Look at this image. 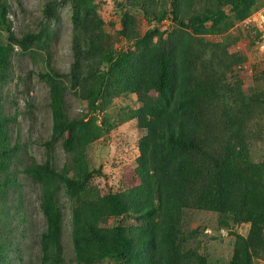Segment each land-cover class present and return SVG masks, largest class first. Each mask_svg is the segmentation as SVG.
Listing matches in <instances>:
<instances>
[{
	"label": "trees",
	"instance_id": "16d2710c",
	"mask_svg": "<svg viewBox=\"0 0 264 264\" xmlns=\"http://www.w3.org/2000/svg\"><path fill=\"white\" fill-rule=\"evenodd\" d=\"M256 1L218 0L215 12L200 16L193 10L197 0H122L118 4L121 27L111 23L106 29L94 0H42L39 30L17 37L8 1L0 0V209L7 206L9 190L19 186L16 174L22 164L21 147L11 143L9 130L17 113L3 114L1 94L10 79L14 51L33 55L47 50L60 7L68 4L70 8L68 72L50 68L39 75L48 87L51 113L50 137L39 145L45 158H30L21 170L40 188L45 225L39 236L41 264L65 260L62 197L71 208L73 264L204 262L197 249L182 250L189 235L185 234V212L230 216L236 191L226 169L228 152L241 147L248 136L237 113L228 115L223 105L226 94L216 70L221 62L214 54L215 49L222 50L220 43L206 44L190 32L206 23L217 26L227 18L225 6L230 20L244 21ZM142 10L153 27L140 35L136 14ZM168 18L185 31L164 38L156 25ZM118 38L125 48L113 47ZM67 92L85 103L87 111L79 117L67 114ZM129 96H135L139 106L118 113L113 121H135L143 131L137 142V182L121 192L101 189L92 182L100 172L89 168L86 153L117 124L107 114L98 119L95 112H104L114 98ZM58 144L65 155L60 170L49 157ZM125 218L134 224L122 225ZM197 225L190 236L200 235ZM223 225L220 219L219 226ZM252 235L237 236L229 264H252L248 250V244L255 241ZM4 249L0 237V259Z\"/></svg>",
	"mask_w": 264,
	"mask_h": 264
},
{
	"label": "rangeland",
	"instance_id": "374dc122",
	"mask_svg": "<svg viewBox=\"0 0 264 264\" xmlns=\"http://www.w3.org/2000/svg\"><path fill=\"white\" fill-rule=\"evenodd\" d=\"M7 1L12 30L17 37L39 30L42 0ZM121 1L94 0L106 29L111 27V23L117 29L121 27L118 5ZM217 6L218 0H197L194 14L202 16L213 13ZM228 9V6L224 7L227 18L222 19L217 26L206 23L190 34L206 44L220 43L222 50L215 49L214 54L219 56L221 62L216 70L222 78V88L226 94L223 105L228 115L237 113V119L247 130L245 135L248 137L241 147L228 152L226 169L236 191L233 212L228 218H223L215 213L186 211L184 226L187 228L185 234L189 235L182 250L197 249L204 262L193 264H229L237 236L247 239L253 234L255 241L253 245L248 244L251 263L264 264V21H252L253 18L257 20L258 14L264 17V0L256 1L254 10L247 17L251 20L249 22L247 19L233 22ZM59 11V21L50 28L56 32L48 49L33 55H21L19 50L14 51L10 79L2 87L3 114L12 117L17 113L16 121L9 123V130L11 143H18L21 147L18 154L22 164L16 174L19 186L9 190L7 206L0 209V237L5 247L0 264H41L39 236L45 225L39 207L40 188L21 170L30 158H45L39 145L49 139L51 132L48 87L39 75L50 68L67 73L71 62L69 5L63 4ZM144 16V10L136 14L140 35L153 27ZM156 27L165 33L164 38L185 31L170 18ZM113 47L118 50L125 48L126 44L118 38ZM216 62L217 59H214ZM138 106L135 96L118 97L104 112H95V116L100 119L103 114H107L113 121L118 113L124 114L127 108ZM66 109L70 118L79 117L87 111L85 103L70 92L66 93ZM239 110H242L241 113ZM113 122L117 125L88 147L86 160L91 170L100 172L92 180L94 185L121 192L137 182L134 177L137 142L143 131L137 128L135 121ZM245 135L243 133V137ZM49 157L54 168L60 170L65 162L61 145H56ZM60 202L64 218L61 236L65 259L63 264H73L70 203L65 197ZM220 219L225 225L219 226ZM132 223L127 218L121 222L122 225ZM196 224H199L196 231L200 235L194 236L193 233L190 236ZM100 264L118 263L105 260Z\"/></svg>",
	"mask_w": 264,
	"mask_h": 264
},
{
	"label": "built area",
	"instance_id": "2783aa9c",
	"mask_svg": "<svg viewBox=\"0 0 264 264\" xmlns=\"http://www.w3.org/2000/svg\"><path fill=\"white\" fill-rule=\"evenodd\" d=\"M246 21L249 22V21H251V20H250V19H247ZM252 21H254V22L260 21V22L263 23V21H264V17H263V15L258 14V18H257V20L253 18Z\"/></svg>",
	"mask_w": 264,
	"mask_h": 264
},
{
	"label": "clouds",
	"instance_id": "9594fccd",
	"mask_svg": "<svg viewBox=\"0 0 264 264\" xmlns=\"http://www.w3.org/2000/svg\"><path fill=\"white\" fill-rule=\"evenodd\" d=\"M16 50H18V48H16Z\"/></svg>",
	"mask_w": 264,
	"mask_h": 264
}]
</instances>
